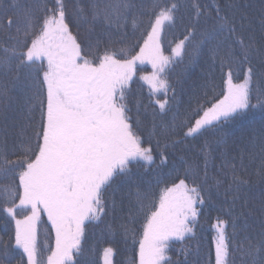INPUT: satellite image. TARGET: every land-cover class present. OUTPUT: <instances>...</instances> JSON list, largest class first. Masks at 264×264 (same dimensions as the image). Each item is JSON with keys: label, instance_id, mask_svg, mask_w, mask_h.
I'll return each instance as SVG.
<instances>
[{"label": "snow or ice", "instance_id": "snow-or-ice-1", "mask_svg": "<svg viewBox=\"0 0 264 264\" xmlns=\"http://www.w3.org/2000/svg\"><path fill=\"white\" fill-rule=\"evenodd\" d=\"M181 7L180 0H75L77 25L87 26L82 44L66 22L67 0H0V132H6L12 119L10 93L22 74L31 86L25 123L11 149L7 136L0 137V207L15 220V246L27 264H43L36 242L42 214L55 233V249L47 264H80L74 258L83 252L85 221L102 222L118 210L122 213L124 197L118 202L115 195L125 185L136 188L134 204L129 203L126 219L107 228L122 232L125 240L131 236L133 245L138 243V260L132 264H172L166 257L169 241L183 244L186 237L195 236L196 205L212 202L213 188L222 197L219 210L231 218L232 228L229 235L228 221L220 217L213 224L214 264H264V197L258 207H250L248 196L253 185L248 168L257 159L255 183L264 185V129L259 137H248L238 154L230 156L233 134L225 127L256 109L264 122V0L256 16L250 15L246 0H225L223 6L191 0L186 35L173 53L187 52L194 64L207 48L213 63L219 62L221 71L228 69L223 88L217 92L210 80L206 89L211 93L206 90L197 97L195 106L178 123L175 114L171 123L164 122L168 102L157 100L161 123L155 124L153 112L148 146L139 132V117L134 124L129 114L126 89L135 66L147 61L156 74L165 71L171 58L160 51L159 33L165 22L183 21ZM144 17L151 31L138 53L132 54L134 46L116 51L110 40L100 50L101 36L120 32L130 18L136 29ZM187 44H191L190 51ZM234 71L243 72L242 82L234 83ZM156 74L142 79L153 83ZM159 87L166 91V82ZM188 137H206L200 150L203 168L185 160L184 178L164 188L157 204L152 182H162L168 150L186 144ZM244 139L241 132L240 140ZM218 150L221 175L210 176L211 158ZM141 161L140 167L152 172L151 180L134 175L132 165ZM189 176L192 186L186 182ZM140 182L148 188L140 190ZM17 209L30 214L16 219ZM140 218L143 231L137 239L132 225ZM112 254L113 249H105V264H110L107 258ZM179 254L184 259L176 264H191L190 249H178ZM13 260L10 245L0 241V264H13ZM195 264L205 262L201 258ZM207 264H211V254Z\"/></svg>", "mask_w": 264, "mask_h": 264}, {"label": "trees", "instance_id": "trees-1", "mask_svg": "<svg viewBox=\"0 0 264 264\" xmlns=\"http://www.w3.org/2000/svg\"><path fill=\"white\" fill-rule=\"evenodd\" d=\"M54 2V0H52ZM68 2V17L67 23L69 29L74 36H77L79 41L83 44L87 30L85 25H77L75 20V14L72 8L75 0H67ZM218 2L221 6L225 3V0H201V3H213ZM244 2V0H242ZM250 4L249 13L252 16H256L259 13L261 6V0H246ZM7 3V0H5ZM183 5L180 9V15L184 17L183 21L177 20L175 24L165 22L161 27V34L159 39L160 51L164 56L171 58V63L165 68L164 72L157 73L152 66L146 63L137 62L135 66V72L131 81H129L128 88L126 89L128 95V105L131 109L130 116L133 123L135 124L137 117L140 120L139 132L143 135L145 146H148L149 132L153 128L152 113L157 114L155 124L161 123L160 119V108L157 100L168 102L166 108L169 109L166 115L163 116L164 122L171 123L173 115L177 116V123L182 120L185 113L190 112L192 107L195 106V99L202 97L206 89V85L211 80L215 82L217 86V92L223 88V81L227 78L228 69L224 68L221 71L219 62L213 63L207 48L203 50V54L197 58L196 62L190 63V57L185 52L182 56H175L173 49L176 45L183 40L186 35L185 25L188 23L187 13L190 9L191 0H180ZM99 32V30H97ZM151 31L150 26L147 22V17L143 18V21H138L136 29L132 27V20L129 19L127 26L120 32H115L109 36H101L103 43L100 45L102 51L104 45L111 41V47L114 50L119 51L122 47L134 46L132 54L139 52L140 47L143 46L144 41L147 39L148 32ZM127 33V36H125ZM258 35V34H257ZM95 40V37H93ZM188 51L191 49V44L186 45ZM39 63V62H38ZM46 65V61L44 62ZM156 74V81L150 83L142 77H152ZM234 83H240L243 81V72H233ZM161 82H166L167 90L159 87ZM155 84V90H154ZM11 87V85H10ZM10 104V116L12 119L7 123L6 132H0V137L7 136L8 146L11 149L12 144L16 141L19 129L25 123V116L28 113V104L26 100L31 96V86L29 81H25L23 74L20 78V83L11 89ZM256 102L255 96L252 100ZM202 114V113H201ZM194 123V120L192 121ZM226 130L232 133L233 136L229 137V144L233 145L230 152L231 155L238 154L240 148L244 147L247 143V138L251 136L259 137L262 129H264V122L259 109L253 110L249 115L243 119L226 125ZM3 128V125H0ZM187 129H184L186 131ZM241 132L244 133L245 139L240 140ZM183 136V132L180 133ZM206 137H200L193 139L192 137L187 138L186 144H181L178 148L173 151L168 150V164L164 166V176L161 183L156 184L155 181L151 185V193L155 198V201L159 202V197L162 190L166 187H171L173 183H178L180 178H184V169L186 167L185 160L189 163L197 162L200 164L201 169L203 168V159L201 156V148L204 144ZM208 139H212L209 135ZM235 138V142H234ZM162 145L164 143L162 139ZM152 147L155 149V141H152ZM156 156V164L160 163L159 152L154 153ZM183 156L184 160L180 157ZM222 163L220 151H214L210 167L209 175L218 176L221 175L219 167ZM245 163H248L246 158ZM143 162L132 165V171L138 178L143 181L152 179V172H145L144 168L140 167ZM259 165L257 159L249 165L248 171L252 174L253 185L248 190L249 206L258 207L262 197H264V185L255 183V172ZM171 171V175L168 173ZM202 174V173H201ZM189 186H192V177L189 176L186 181ZM18 183V180H17ZM209 183H212L210 180ZM140 190L148 188V184L144 182L139 183ZM129 191L132 192V196L128 195ZM136 191L135 186L131 188L129 186H122L121 191L116 193L115 199L119 202L121 197H124L123 212L117 211L115 216L107 215L103 218V221H90L86 220L84 223V232L81 237L82 255L76 256L74 260H79L80 264H105V249H113V254L108 257L110 264H132L134 259L138 260L136 253L138 252V243L133 245L132 237L129 236L125 240L124 235L120 231H109L107 225L109 223L118 224L120 219L127 218V208L129 203L134 204V193ZM212 202L206 203V205H196L199 209L197 222L193 229L195 236L186 237L183 244L177 241H169L170 247L166 250V257L170 258L172 264H176L177 260H183L182 254L178 255V249L187 248L190 249L189 261L191 264H195L197 260L203 258L205 264H207L209 254H211V264H214V245L213 239L216 236V230L213 228V224L216 223L217 217L228 221L226 230L230 235L232 233L231 218L225 213L219 210V204L222 202V197H217L215 189L211 190ZM207 198V193H205ZM18 203V201H17ZM16 219L23 220L25 215L30 214L28 210L17 209ZM142 223L143 218H140L134 225L137 232V239L142 235ZM15 230L16 224L7 212L3 211L0 207V241L8 243L14 254L13 264H18L23 260V264H27V258L24 256L21 249L15 246ZM36 242L38 250L41 253L43 264H47V257L51 255L52 250L55 249V233L52 230L51 224L47 219V216L42 214L40 220L37 222L36 229Z\"/></svg>", "mask_w": 264, "mask_h": 264}, {"label": "rangeland", "instance_id": "rangeland-1", "mask_svg": "<svg viewBox=\"0 0 264 264\" xmlns=\"http://www.w3.org/2000/svg\"><path fill=\"white\" fill-rule=\"evenodd\" d=\"M160 34H161V30H160V33H159V39H160ZM144 63L149 64L150 66H152L151 63H148L147 61H145Z\"/></svg>", "mask_w": 264, "mask_h": 264}]
</instances>
